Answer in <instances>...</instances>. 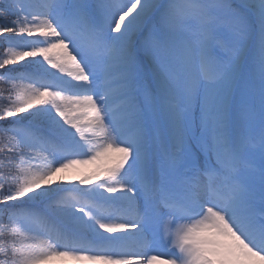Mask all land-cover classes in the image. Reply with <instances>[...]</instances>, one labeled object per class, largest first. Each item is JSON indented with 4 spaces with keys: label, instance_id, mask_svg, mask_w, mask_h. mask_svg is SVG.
Wrapping results in <instances>:
<instances>
[{
    "label": "rangeland",
    "instance_id": "1",
    "mask_svg": "<svg viewBox=\"0 0 264 264\" xmlns=\"http://www.w3.org/2000/svg\"><path fill=\"white\" fill-rule=\"evenodd\" d=\"M102 1L113 3L112 13ZM117 1L121 0H0L3 58L11 69L5 79L10 97L9 102L0 109V129L3 130L0 135H7L15 142V149L8 152L15 155L18 168L16 180L5 186L4 191L0 180V218L5 213L4 220L12 227L9 240L12 248L6 251L4 245L0 244V264H86L84 257L93 260L97 253L87 248L91 241H97L92 231L99 218L103 217L98 205L108 198V191H114L111 189L112 183L102 179V172L97 173L91 157L64 147L61 141L56 143L48 133H35V124L41 117L51 123L52 130L60 129L59 123L69 125L70 114L66 115L65 103L77 96L73 92L77 88L67 86L60 70L52 68L56 66L54 61L50 65L41 62L42 54L50 43L44 41L43 35L34 32L35 27L38 29L39 26L30 20L47 19L50 15L53 23L47 31L51 43L58 40L59 33L80 25L78 23L83 17L89 33L96 40L98 60L93 65L99 62L113 71L114 67L109 61L112 54L116 55V67L121 72L118 77L102 82V85L119 80L120 92L111 94H117L118 99L132 95L131 99L136 100L133 115L140 120L136 127L141 128L143 140L133 146L136 151H133V168H139L137 158L145 153L148 174L155 178V184L136 183V177L133 178L139 202L151 200L153 206L161 208L162 200L172 196L175 190L181 196L194 200L200 208L208 210L205 199L220 204V197L225 198L227 194L228 199L222 200L221 211L231 214L229 224L234 233H241L245 237L248 236L246 231L251 230L249 225L239 224L240 221L232 214L249 210L252 205H261L262 211H259L264 212V62L258 58L262 50L261 41L264 40V10H260L259 2L193 0L204 4L202 8L205 13L214 14L212 22L206 16L197 21H192L188 16L180 19L177 22L179 25H176L179 29L210 28V33L217 37L214 43L215 58L206 59L197 48L199 42L195 46L190 44L188 49L182 44V36L174 29L175 24L163 22L160 18L162 11L160 15L145 19L141 12L121 7ZM168 2L171 4V1ZM36 3L44 11L34 12L29 8H36ZM183 10L194 12L195 8L189 6ZM251 10L254 12L251 13ZM117 15H123V18ZM245 32L248 34L243 35ZM196 39L192 36V40ZM242 58L241 68L234 67L233 63ZM26 66L30 71L24 73L21 68ZM177 76L182 80H178ZM32 77L38 83H35L37 97L33 101L22 96L20 87L22 82ZM233 78L235 82L231 85ZM180 83H183L182 87ZM126 84L133 89L127 92V87H123ZM183 92L191 93L190 99L181 97ZM101 97L112 102L108 93H103ZM215 104L219 109V119L207 128L204 126L205 110ZM125 105H130L127 99L111 106L107 112L123 114ZM200 108L204 109L199 111ZM172 109L177 111L182 139L175 154H170L167 148ZM190 114L199 115L202 120L200 128L204 129L202 132L193 130ZM49 140L59 146L57 151H51L50 156L58 159L61 173L59 180L53 175L50 177V181L54 182L52 189H46L34 178L39 172L36 167L39 145ZM170 155L175 156V160L171 161ZM200 164L205 166L204 169ZM242 165L258 167L260 178L255 182L246 180L240 170ZM129 170L131 175L132 165ZM181 173L187 179L189 177L193 186L179 179ZM174 174L177 178L175 189L163 191L165 187L173 186ZM56 184L76 193L75 198L79 202L73 206L74 212L69 216L64 217L60 213L62 207L52 197L60 191L55 188ZM26 197H29L28 200ZM58 199L62 200L63 196L59 194ZM231 201L235 206L230 205ZM233 207L235 211H232ZM149 208L148 203L141 207L146 212L139 223L144 224L148 219L146 215H152ZM142 211L135 210L133 213ZM133 217L132 213L125 212V220L130 219L132 226L140 227V224L133 223ZM170 218L175 217L170 215ZM251 218V224L259 225L264 213L255 212ZM32 231L43 234L48 262L35 259L36 251L30 239ZM141 231L144 233V230ZM252 243L249 240L245 244L251 251L262 254ZM167 244L170 245L169 241ZM136 247L138 251L140 246ZM126 248L123 254L128 252ZM147 249H150L149 245ZM159 249L156 247L157 253L148 258L142 254L136 256L137 264L173 263L175 257L165 252L167 259L163 260Z\"/></svg>",
    "mask_w": 264,
    "mask_h": 264
},
{
    "label": "bare ground",
    "instance_id": "2",
    "mask_svg": "<svg viewBox=\"0 0 264 264\" xmlns=\"http://www.w3.org/2000/svg\"><path fill=\"white\" fill-rule=\"evenodd\" d=\"M167 1H171V4L170 2L167 4ZM237 1L238 3L242 1H258L260 10H264V0ZM38 2H40V0H38ZM102 3L108 7L112 13L113 3L111 1H102ZM117 3L121 7L124 6V8L127 7L132 11L137 10L141 12L142 18L145 19L154 15H160L159 12L162 11L160 18H162L163 22L175 24L176 28L174 27V29L182 36L181 41L184 42L182 44L186 46L187 49L190 47V44L195 46V43L199 42L197 48L200 54L203 55V58L211 59L215 55L214 48L216 47L214 43L217 37L215 34L213 35L210 33V28L209 30L206 28L204 30L199 28L193 30L189 27H182L179 29V26H177L179 25L177 22H180V19L188 16L192 21H197L206 16V18L212 22L214 14L212 12L205 13L202 8L205 7L203 3H196L193 0H121L117 1ZM179 5L183 9L189 6L193 7L195 11H184ZM36 6V8L34 6L29 8L34 10V12L39 10L40 12L44 11L39 4L36 3ZM250 12L253 13L254 11L251 10ZM118 16L120 15H117V17ZM120 18H123V15H121ZM52 20L53 17L51 15L47 19L43 17L30 20L39 26L38 29L35 27L34 32L43 35L44 41L50 43L42 54L41 62L50 65L51 61H54L56 66H52V68L60 70L62 77L66 79L65 84L67 86L77 88L73 90V92H76L77 96L69 98L68 102L65 103V108L67 109V113H65L66 115L70 114L69 125H62V123H59L58 127L61 128L52 130L50 128L51 123L44 117H41L38 118L35 124V133H48L56 143L61 141L64 147L91 157L93 163H95L94 167L97 169V173L102 172V179L112 183L113 187H111V189H114V191H108V198H105L104 201L99 203L104 213L103 217L99 218L92 231L97 241H91L87 248L97 253V255L92 258L93 260L84 257V262L86 264H137L136 254L141 253L144 255L145 253H149L150 250L144 251L143 249L145 248H143V252L140 253L123 254L121 252L122 247L133 246L131 249L134 251L136 250L135 245L141 246L142 242L146 240L149 243L151 242L152 249L156 247L161 249L163 260L167 259L164 257V254L166 250H168V247L170 254L175 257V260L171 264H264V228L258 226L253 231H248L249 236L257 242L256 245L254 243L252 246L263 253L258 254L251 251L248 245L245 244L246 239L243 235L241 236L239 233H234L231 227L232 225L229 224V215L227 216L223 211L220 213L215 208H211L212 201L209 199H205L208 210L204 209L202 216L194 219L179 212L185 211L184 208H178L177 210L169 209V212L162 211L159 210V207L155 208L152 201H148V205H150L149 210L152 211V215L150 217L146 215L148 223L145 222L143 224L138 222L140 227L138 225L132 226L129 220L119 219L112 215L113 212L118 211L119 215H125L126 212L136 216L137 213L133 212L135 210H141V202H139L140 199L138 197L137 188H135V185L133 186L134 177H136L138 181L136 183L146 184L147 182H152L155 184L153 175L148 174V162L145 159V153H141L137 158V162L140 163L139 168L136 170L133 168V163H135L133 151L136 152L133 146L141 143L143 140L140 131L141 128L136 127L139 126L140 120L136 115H133V104L136 100L131 99L132 95L122 97L125 100L127 99L130 103V105L124 106V115L122 113L111 114L107 112L111 106H116L121 100H124L118 99L119 97L117 94H111L113 92H120L119 80H115V83L108 84L107 86L102 85V82L107 81V79H113V77H118V73L121 72L116 67V55L112 54L110 57L111 60L109 61L114 67L113 71L108 70L105 65L99 62L93 65V63L98 60L95 44L96 40L89 33L83 17L80 19V23H78L80 25L59 33L58 40L51 43V37L47 30L50 28V25H52ZM142 22H144V20H142ZM255 32L256 31L253 30V34H255ZM246 34H248V32L243 33V35ZM192 36L197 37L196 41L192 40ZM261 47L262 50L259 51L260 54H258V58H262L264 62V40L261 41ZM90 63H92V65ZM242 64L243 58L235 61L233 66L241 68ZM21 69L24 73L30 71V68L27 66ZM176 78L182 80L180 76ZM234 82L235 79L233 78L230 84L233 85ZM35 83L38 85L36 79L32 77L20 84L22 96L24 98L33 101L37 97V87ZM182 85L183 83H180L181 87ZM63 86L65 85L63 84ZM127 86L129 85L126 84L123 87ZM129 89L132 90L133 87H127V92ZM103 93L111 95L112 102L105 101V99L101 97ZM185 96V100H187L190 99L189 96H192V94L190 93L188 95V93L183 92L181 97L184 98ZM216 106L215 104L211 109L205 110L204 126L207 128L219 119V109ZM203 109L204 108H200L199 111ZM177 116V111L172 109V120L169 127L170 135L167 139V148L170 154H175L182 140L181 128L177 124ZM54 123L58 124L57 121H54ZM201 123L202 120L198 114H190V124L193 130L202 132L204 129L200 128ZM56 143L52 140L44 144L40 143V153L36 156L39 157V160L36 162V167L39 172L34 176L35 182L44 184L46 189L54 188V186H52L54 182L52 183L50 181L52 175L57 180H59V176H61V173H59L60 168L59 162L57 161L58 159L50 156L51 151H57L59 149ZM143 147H145V145ZM174 158L176 157L171 155L170 159ZM131 165L133 170L130 175L129 169ZM240 170L246 180L249 179L255 182L260 178V170L256 166L242 165L240 166ZM172 177L175 186L173 183L172 187H165L163 191L172 188L175 189L177 185L176 174ZM144 180L145 182H142ZM55 188L59 189L60 191L58 193L63 196L62 200L58 199L59 194L55 193L52 196L54 201H58V205L62 207L60 213L64 217L73 214V206L79 202L77 198H75L76 193L60 184H56ZM147 189L149 191L148 193H150L149 186H147ZM222 200L224 201L226 199ZM184 201L185 204L189 205L187 207L184 205L185 208L189 210L187 213L193 215L195 212H198L199 209L201 211V208H199V206L196 207L191 199L185 198ZM142 205H147V202ZM230 205L235 206L232 201ZM258 206L259 207H255L252 205L249 207V210L234 212L233 216L240 221V224L244 223L243 226H245L252 222L251 217L253 213H263L261 212L262 206ZM232 211H235L234 207ZM145 212L146 210H144V213ZM144 213L138 214L140 218H143ZM167 214L173 215L174 217L176 216L177 220L174 221L170 219V217H167ZM135 219L136 218H134V221H136ZM171 222L175 224V229L173 228L175 231L170 234L168 233L167 236L164 237L161 231H166L171 225ZM251 226H254V224H251ZM146 227L148 228V233H141V229ZM185 229L186 233H184ZM149 232H151L152 235L151 241ZM178 233H184V235L182 234L179 236ZM30 236L31 243L36 251L34 256L35 259L38 262H48L47 250L45 248L46 242L43 234L32 231L30 232ZM181 237H183V240H181ZM168 238L170 245L167 244ZM174 251H176V253H174ZM160 263L166 264L164 262Z\"/></svg>",
    "mask_w": 264,
    "mask_h": 264
},
{
    "label": "trees",
    "instance_id": "3",
    "mask_svg": "<svg viewBox=\"0 0 264 264\" xmlns=\"http://www.w3.org/2000/svg\"><path fill=\"white\" fill-rule=\"evenodd\" d=\"M11 18L12 16H10V20ZM2 41L3 39L0 37V109L9 102L8 97H10V91L5 79L7 78L6 74L11 72L10 65L3 58ZM15 146V142L9 139L7 135H0V180L3 191L5 186L10 185L11 181L16 180L15 176L18 173L16 157L12 152H8L9 149L14 150ZM28 198L26 197V200ZM3 215L0 218V244L4 245L6 251H10L12 245H9V240L11 239L12 232L10 229L12 227L9 222L4 220L5 217Z\"/></svg>",
    "mask_w": 264,
    "mask_h": 264
}]
</instances>
